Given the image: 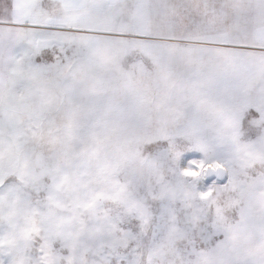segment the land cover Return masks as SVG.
<instances>
[{"label":"snow or ice","instance_id":"obj_1","mask_svg":"<svg viewBox=\"0 0 264 264\" xmlns=\"http://www.w3.org/2000/svg\"><path fill=\"white\" fill-rule=\"evenodd\" d=\"M0 264H264V0H0Z\"/></svg>","mask_w":264,"mask_h":264}]
</instances>
